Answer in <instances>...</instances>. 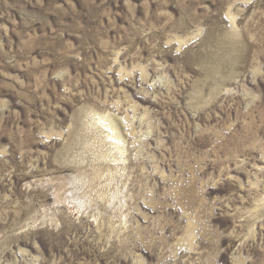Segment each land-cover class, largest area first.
<instances>
[{"label":"rangeland","instance_id":"1","mask_svg":"<svg viewBox=\"0 0 264 264\" xmlns=\"http://www.w3.org/2000/svg\"><path fill=\"white\" fill-rule=\"evenodd\" d=\"M0 264H264V0H0Z\"/></svg>","mask_w":264,"mask_h":264},{"label":"bare ground","instance_id":"2","mask_svg":"<svg viewBox=\"0 0 264 264\" xmlns=\"http://www.w3.org/2000/svg\"><path fill=\"white\" fill-rule=\"evenodd\" d=\"M116 121H117V120H116ZM104 125L108 126V127H109L108 129H111L110 131H114V135H117V132H116V134H115V129H113V128H115V127H114L115 124H114L113 122H110V121H109V123L106 122V124H104Z\"/></svg>","mask_w":264,"mask_h":264}]
</instances>
